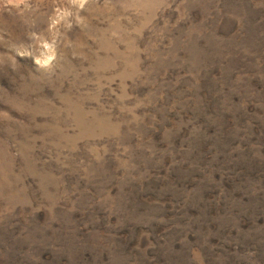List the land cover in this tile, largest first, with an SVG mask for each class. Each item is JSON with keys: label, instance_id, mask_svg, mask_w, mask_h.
Returning a JSON list of instances; mask_svg holds the SVG:
<instances>
[{"label": "rangeland", "instance_id": "1", "mask_svg": "<svg viewBox=\"0 0 264 264\" xmlns=\"http://www.w3.org/2000/svg\"><path fill=\"white\" fill-rule=\"evenodd\" d=\"M0 264H264V0H0Z\"/></svg>", "mask_w": 264, "mask_h": 264}]
</instances>
